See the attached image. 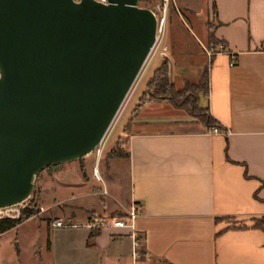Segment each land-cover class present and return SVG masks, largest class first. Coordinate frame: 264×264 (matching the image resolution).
<instances>
[{"label":"crops","instance_id":"crops-1","mask_svg":"<svg viewBox=\"0 0 264 264\" xmlns=\"http://www.w3.org/2000/svg\"><path fill=\"white\" fill-rule=\"evenodd\" d=\"M203 6L205 35L199 46L208 44L210 31L222 52L199 57V64L185 58L174 63L171 52L169 78L179 90L206 67L207 93L198 104L221 133H208L166 101L140 107L116 136L126 140L128 157L116 161L124 166L127 187L123 200L112 196L115 206L107 213L125 214L132 203L139 208L134 235L151 264H264V230L254 227L255 222L264 225V50H259L264 0H203ZM166 45L170 51L182 46L178 41ZM180 55L188 53L181 49ZM88 157L84 175L90 180L89 167L98 168V161ZM59 166L58 177L68 179L64 185L73 198L80 197L78 161ZM104 209L70 215L65 225L70 229L58 246L34 225L32 237L36 241L41 233L44 244L33 240L27 253L17 245L14 257L0 264H131L127 228L101 227L90 237L93 229L72 227L106 215Z\"/></svg>","mask_w":264,"mask_h":264},{"label":"water","instance_id":"water-1","mask_svg":"<svg viewBox=\"0 0 264 264\" xmlns=\"http://www.w3.org/2000/svg\"><path fill=\"white\" fill-rule=\"evenodd\" d=\"M138 0H0V209L104 138L155 42Z\"/></svg>","mask_w":264,"mask_h":264},{"label":"rangeland","instance_id":"rangeland-1","mask_svg":"<svg viewBox=\"0 0 264 264\" xmlns=\"http://www.w3.org/2000/svg\"><path fill=\"white\" fill-rule=\"evenodd\" d=\"M137 6L149 9L154 13L157 19L158 40L104 136L98 163L96 164V160L94 161V164L98 166L96 169L101 181L94 180L91 176V167H89L90 180L86 179L85 175L81 178L77 185L80 188L78 192H80L81 196L73 198V190L69 192L70 190H67V186L64 185L68 179L61 180L58 177L62 166L41 171L34 180L32 196L30 197V201L35 204L36 208V212L30 218L32 220L27 219L29 221L16 231H9L0 237V259H3V261L14 257L17 245L22 253H27V249L33 240L34 243L37 241L39 246L44 244L45 239L42 238L41 233L37 236L36 241V237H32V232L36 230L35 228L33 229L34 225H39L41 228L40 232L48 233L51 244L58 246L60 244V236L64 231L67 232L70 227L50 230L47 225L48 219L62 218L61 220L66 225L70 215L85 217V213L88 214L86 210H93L99 213L105 208L106 215H99L98 217L104 221L111 220L110 218L113 215L119 213L113 212L109 214L107 210H111L115 206V200L112 199V196L123 200L127 182L124 177L122 162L112 159L110 150L115 147V138L119 135L125 119L133 115L134 106L144 89L145 83L151 76L153 69L159 66L163 60L167 62L168 79L170 81L169 66L171 63L169 59L171 52H173L174 63L178 62L177 59L184 60L185 58L186 61L188 60L192 64H195V62L199 64V57H206L205 50L210 46L205 44H203V48L199 46V42H203L201 39L205 35L204 22L206 17L203 0H143L138 2ZM177 41L182 46H175V51H170L166 44ZM165 46L167 47L166 50ZM181 49L185 50L188 56H179ZM202 70L196 81H185L182 83L183 86L184 84L194 85L198 83ZM174 82L178 85L175 79ZM93 158L94 154H90L87 160H93ZM85 163L84 159L78 162V169L82 166L83 173ZM104 185L106 186L104 187L106 195L102 194ZM63 188L64 190H60ZM104 205L105 207H103ZM38 208H42L43 212L38 213Z\"/></svg>","mask_w":264,"mask_h":264},{"label":"trees","instance_id":"trees-1","mask_svg":"<svg viewBox=\"0 0 264 264\" xmlns=\"http://www.w3.org/2000/svg\"><path fill=\"white\" fill-rule=\"evenodd\" d=\"M143 0H138L142 2ZM208 46L216 48L219 43L211 38L210 31H208ZM223 48V46H220ZM207 93V69L206 67L202 70V75L199 78L198 83L196 84H184V86L175 90L173 85L168 79V67L167 62L163 60L159 66H157L153 71L147 82L145 83L144 89L140 94L132 114H134L140 107L145 104L154 102V101H166L175 109L185 112L191 118H194L199 123H201L206 129L212 127L219 128L217 123L208 115L206 107L201 108L198 104L199 96H206ZM110 155L112 159H127L128 154L126 150V140L124 137L119 136L115 140V147L110 150ZM84 158L78 160L83 161ZM59 166V165H58ZM57 167V166H52ZM48 167V168H52ZM46 168V169H48ZM82 177H84L83 167L80 166L79 169ZM32 194L30 195V197ZM26 200V206L22 210L19 220L10 221L3 220L0 221V233L5 232L6 230L12 229L15 226L19 225L22 221L30 219L31 216L36 212L35 204L30 201L31 199ZM92 216V215H91ZM125 214L117 213L113 215L110 219H123ZM239 226H237L238 228ZM254 227L264 230V225L261 222H255ZM100 227H95L93 233L90 234L95 236Z\"/></svg>","mask_w":264,"mask_h":264},{"label":"built area","instance_id":"built-area-1","mask_svg":"<svg viewBox=\"0 0 264 264\" xmlns=\"http://www.w3.org/2000/svg\"><path fill=\"white\" fill-rule=\"evenodd\" d=\"M73 2H78L79 0H72ZM96 3L106 5L107 0H93ZM156 18V17H155ZM156 24H157V19H156ZM157 26H156V34H155V42L154 45L152 46L150 53L153 51L158 37H157ZM259 50H264V42L259 45ZM218 52H222V49L219 48L218 50L208 47L207 50H205V55L207 58H210L211 56L215 55ZM149 53V55H150ZM229 67L233 66V56L229 55ZM208 133L210 134H220L221 131L219 129L212 127L209 129ZM104 139V138H103ZM103 139L101 142L94 148L91 154H94L96 162L98 161L100 155H101V146L103 143ZM91 175L96 181H101L99 178V175L97 173V170L93 168L91 170ZM102 194H106L105 190H102ZM26 206V201L15 205V206H10L6 208H1L0 209V221L3 220H10V221H17L20 218L22 210ZM43 209L38 208V213H42ZM139 208L135 204H131L128 208V210L125 213V218L123 219H111L109 221H104L103 219L100 218H90L88 221H86L83 225H72L73 228H87V229H94L95 227H111V228H116V229H122V228H127L129 230V236L131 240V253H130V259H131V264H151V258L148 254L144 253L141 251L139 248V242L137 237L134 235V228H133V223L137 219L139 215ZM48 226L52 230H57L65 227V223L61 220L58 219H50L48 221Z\"/></svg>","mask_w":264,"mask_h":264}]
</instances>
